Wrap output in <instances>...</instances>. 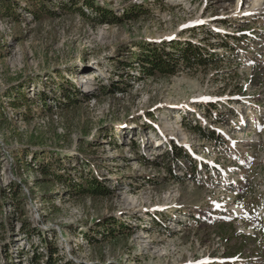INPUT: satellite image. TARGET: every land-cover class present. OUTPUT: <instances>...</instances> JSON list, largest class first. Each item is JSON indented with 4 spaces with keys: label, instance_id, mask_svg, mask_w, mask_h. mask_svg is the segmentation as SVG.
<instances>
[{
    "label": "rangeland",
    "instance_id": "rangeland-1",
    "mask_svg": "<svg viewBox=\"0 0 264 264\" xmlns=\"http://www.w3.org/2000/svg\"><path fill=\"white\" fill-rule=\"evenodd\" d=\"M255 1L0 0V190L19 207L0 213L9 218L0 264L5 247L17 264L32 252L44 264L45 242L58 263L264 264V6ZM132 6L119 23L97 11L119 17ZM186 41L202 48V63L143 74V48ZM92 72L97 83L86 86ZM176 146L186 157L174 161ZM43 170L77 186L96 177L109 195L77 193Z\"/></svg>",
    "mask_w": 264,
    "mask_h": 264
},
{
    "label": "trees",
    "instance_id": "trees-1",
    "mask_svg": "<svg viewBox=\"0 0 264 264\" xmlns=\"http://www.w3.org/2000/svg\"><path fill=\"white\" fill-rule=\"evenodd\" d=\"M83 1H89V3H87L89 7L90 8L94 7L93 0H83ZM7 7L10 9L9 5H7ZM133 8L134 6H132V8L123 9V13L119 17L115 16L112 12L105 11L101 8H98L97 11L100 16H105L111 19L112 21H114L115 23H119L123 19H126V18L131 19ZM82 15H85V14L82 12ZM169 47L170 48H168V50H163L164 48L161 49L156 46L145 47L143 48L145 50H141L140 53L136 54L135 59L138 62H140L141 65L143 66L142 67L143 74L154 75L155 73H159L163 76H166V75L170 76V75L175 74L179 70V68L183 67L182 65L189 66L191 65L190 64L191 62L193 63L195 62L198 64L202 63L201 61L204 60V57H205V54L201 53L202 48L200 46H197L194 43H191L190 41H186L183 46H179V44H177L176 42H172L169 45ZM177 48L179 49L178 51H176ZM113 85H114V82L111 79L110 84H108L107 87L108 86L111 87ZM115 89H119V88L117 87ZM76 92L82 96L85 95L79 90H76ZM18 96L22 97L21 95H18ZM63 97L67 98L66 103H69V101H73V102L76 101L75 99L73 100V98H71L69 94L68 95L64 94ZM0 114H2L1 111H0ZM190 130L196 133L202 139H207L209 141H212L218 138V136H215L212 133L205 134L199 125L190 126ZM175 148L177 152H176V155H174V157L172 156V160L175 161V160L181 159L182 157H186L185 154H183L184 152L182 151L181 147L176 146ZM43 173L50 175L55 181H59V182L63 181L64 180L63 178L65 177V174L59 173V171L56 172L52 170L50 171L43 170ZM174 178L179 181L183 179L176 175L174 176ZM64 181H66L65 182L66 185L69 187L71 186L73 190L77 189V193L94 196V197H104V196L109 195V190L105 187L103 182L93 176L86 179V183H87L86 186H77L76 184H73L71 180H64ZM7 190L8 191H6V189L0 190V213H2L5 210V204H7L8 207H11L10 205H13V211H16L17 208H19L18 205L15 203V200H17L16 194H13L10 188L9 189L7 188ZM19 192L20 190L17 191V194ZM21 215H22V211H21ZM7 219L9 218L5 215L3 216V218H0V228L4 227V225L7 223ZM17 219L20 222V229L22 231L30 232L34 230V227L27 228L25 224L26 222L23 221L21 217L16 218V220ZM111 222L109 221V219H107V222L104 223V226L107 225V227L110 228L113 225L111 224ZM27 225L29 226L30 223ZM29 232L28 234H26L27 236L30 235ZM45 247H46L45 257L47 258L44 260V264H72V262L68 260L64 262H59V263L56 262L55 260H52V256L57 254V249L55 247H51L50 245H48L47 242H45ZM1 253L3 254L5 258L6 264H7L6 262L7 258L8 260H10L9 264H17L18 261H11L10 259L11 256L10 254H8L6 247L1 249ZM38 254H35V252H32L31 254L32 256L30 258L31 263L28 262V264H32V263L41 264L39 262V259L42 258L41 257L42 253H38Z\"/></svg>",
    "mask_w": 264,
    "mask_h": 264
},
{
    "label": "bare ground",
    "instance_id": "bare-ground-1",
    "mask_svg": "<svg viewBox=\"0 0 264 264\" xmlns=\"http://www.w3.org/2000/svg\"><path fill=\"white\" fill-rule=\"evenodd\" d=\"M178 1V0H177ZM219 1H223V0H219ZM221 3V2H220ZM237 6H238V2L235 4V6L233 7V12L236 10V8H237ZM256 6H261V7H263L264 6V3L261 1V0H257V1H255V2H253V5H252V8L253 7H256ZM232 13V12H231ZM84 80H86V82H84V84L86 85V86H89V85H96V77H95V74H93V72L92 73H89L88 75H87V77H84ZM165 126V127H164ZM164 126H163V128H164V132H167V130L168 129H166V127H167V125H166V123L164 124ZM172 130V129H171ZM169 131V130H168ZM164 134H166V133H164ZM184 135V134H183ZM182 135V143H186V141H185V139H186V137L185 136H183ZM171 137H172V135H171ZM174 137V136H173ZM74 238V236H72V235H69L68 237H65L64 238V240L65 241H69V240H72Z\"/></svg>",
    "mask_w": 264,
    "mask_h": 264
}]
</instances>
